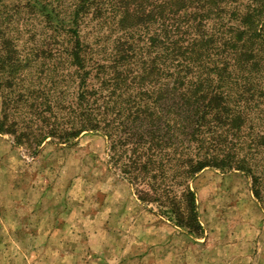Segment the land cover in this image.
Segmentation results:
<instances>
[{
	"label": "trees",
	"instance_id": "trees-1",
	"mask_svg": "<svg viewBox=\"0 0 264 264\" xmlns=\"http://www.w3.org/2000/svg\"><path fill=\"white\" fill-rule=\"evenodd\" d=\"M0 98V133L34 157L102 134L110 169L191 235L205 168L246 173L264 204V0H0Z\"/></svg>",
	"mask_w": 264,
	"mask_h": 264
},
{
	"label": "rangeland",
	"instance_id": "rangeland-1",
	"mask_svg": "<svg viewBox=\"0 0 264 264\" xmlns=\"http://www.w3.org/2000/svg\"><path fill=\"white\" fill-rule=\"evenodd\" d=\"M110 28L83 24L82 39L103 46ZM190 185L199 237L137 198L110 169L102 134L47 140L34 157L0 133V264H264V204L251 177L208 167Z\"/></svg>",
	"mask_w": 264,
	"mask_h": 264
}]
</instances>
